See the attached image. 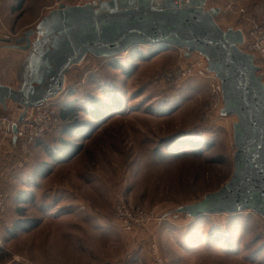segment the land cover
I'll return each instance as SVG.
<instances>
[{"label":"rangeland","instance_id":"obj_1","mask_svg":"<svg viewBox=\"0 0 264 264\" xmlns=\"http://www.w3.org/2000/svg\"><path fill=\"white\" fill-rule=\"evenodd\" d=\"M19 1L22 23L63 3H77ZM181 1L138 0L137 12L109 5V14H141L145 9L173 14L194 8L195 2L202 5L201 16L211 14L206 0ZM85 2L88 11L92 4L100 5ZM214 3L221 7L217 13L224 12L227 24L243 35L249 28L247 16L264 21V0ZM4 44L19 46L16 41ZM238 46L242 50L243 44ZM183 49L136 45L69 70L66 91L53 102L60 111L75 112L77 123L71 124L80 127L60 124L56 135L68 146L53 147L52 153L64 150L63 158L50 159L38 142L27 165L17 166L27 174L3 180L8 204L0 215V264H138L125 263L131 256L150 263L152 244L163 264H264V216L257 211L190 220V208L218 192L234 173L233 125L238 118L223 111L205 116L207 79L190 77L179 87L163 79L178 64L199 59L196 54L184 58ZM56 68L55 62L53 73ZM7 77L12 80V73ZM10 86L8 90L35 99L42 85L33 76ZM7 101L22 112L19 104ZM176 152L181 155L173 156ZM37 169L43 175L32 179ZM117 202L131 211L156 210L157 219L146 228L123 232L112 218Z\"/></svg>","mask_w":264,"mask_h":264},{"label":"water","instance_id":"obj_2","mask_svg":"<svg viewBox=\"0 0 264 264\" xmlns=\"http://www.w3.org/2000/svg\"><path fill=\"white\" fill-rule=\"evenodd\" d=\"M96 1H107L110 6L118 2L123 11L139 9L138 0ZM192 5L196 8L177 9L173 14L145 9L141 14L114 13L87 20V40L74 50L58 54L62 59L55 73L41 86L38 97L28 99L19 92L0 88V102L11 99L19 104L23 108L19 115L21 120L27 109L61 94L67 71L91 52L112 58L136 45H172L186 48L187 54L198 53L207 61L206 70L215 73L221 83L223 109L220 112L235 115L238 121L233 125L234 173L218 192L190 208V220L205 214H234L246 210H255L264 216V84L256 74L253 56L238 46L244 42L243 32L231 28L222 30L214 20L216 13L201 16L199 7L202 5L199 2ZM94 6L97 7L95 3Z\"/></svg>","mask_w":264,"mask_h":264},{"label":"crops","instance_id":"obj_3","mask_svg":"<svg viewBox=\"0 0 264 264\" xmlns=\"http://www.w3.org/2000/svg\"><path fill=\"white\" fill-rule=\"evenodd\" d=\"M85 1L86 0H77V3L75 4L63 3L60 8L58 7V9L51 8V11H47L46 13L44 12L39 16L35 14L36 16L32 17L33 19L26 23H22V10H20V6L17 4L20 1L1 0L0 88L7 90L11 89L10 83L12 81L21 83L33 76H36L38 81L40 80L41 85H43L55 73L52 72V67L55 62L57 67V64L62 59L58 56V54L66 52L67 49L74 50L82 42L87 40L86 34L89 33V29H87L85 22L91 18H103L110 15L109 10L111 9L109 8V2L102 1L97 7L92 4V10L88 11L87 2ZM214 1L215 0H206L207 8L212 15L213 13H217L220 7L215 4ZM127 2L128 0H124V3ZM113 6H117L115 7L116 10L123 11L120 9L118 2H115ZM211 10H213V12ZM214 20L218 22L220 21L219 24L224 26V28L222 27V30L224 31L230 28L234 29V31L239 30V27L235 29L236 26H231V23L227 24L224 12L220 13L219 11L215 14ZM6 34L12 35L15 41L19 42V46L9 47L5 45L4 36ZM88 57L98 59L103 58L104 56L96 55L91 52L86 54L77 65L84 66ZM77 65H73L72 67ZM10 72L13 76L12 80H9L7 77ZM68 81L69 77L68 75H65L64 89L61 94L54 98L63 96L66 91ZM81 82H83V80ZM81 82L77 85H80ZM40 88L41 86L39 89ZM54 98L49 100L53 101ZM7 100L9 99L0 102V174L4 177L10 174V170L14 164L13 156L16 152L13 149V138L7 132L3 118L16 119L23 112V110L22 112H18L16 108H12L11 104L8 105L9 101ZM10 101L11 103H15L11 99ZM7 105L9 106L8 109ZM71 123L72 122H68L64 125L72 126L73 129H77L75 127H80L79 124H75L73 126ZM51 154L52 156H49L47 153L50 159L57 161V159L62 157L65 153L59 150L54 155L53 153ZM134 261H137L135 263L138 264H150L149 259L144 260V258H137L136 256H131L127 261H125V263Z\"/></svg>","mask_w":264,"mask_h":264},{"label":"built area","instance_id":"obj_4","mask_svg":"<svg viewBox=\"0 0 264 264\" xmlns=\"http://www.w3.org/2000/svg\"><path fill=\"white\" fill-rule=\"evenodd\" d=\"M246 19L249 28L245 31L242 51L254 56L260 76L264 81V21L257 20L252 16H247ZM4 41L13 44L15 39L12 36L5 35ZM183 53L188 56L187 58L196 54L199 59L187 65L178 64L174 69L167 72L163 79L169 83L173 82L175 85H179L180 82L190 77L207 79L210 100L206 106L205 116L219 114L223 106V95L219 79L215 73L206 70L207 61L202 55L195 52L187 54L184 49ZM3 121L10 136L13 139L15 137L18 141L20 160L17 166L22 167L30 161L32 146L57 126L60 123V118L54 102L47 100L39 106L28 109L21 120L18 117L16 119L3 118ZM2 177L3 175L0 174V213L3 214L7 209L8 196L3 188ZM156 213V210L148 212L131 211L128 210L126 204L118 202L114 205L112 218L117 229L123 232H131L136 228H146L154 222L157 219ZM150 250V264H163L155 244L150 246Z\"/></svg>","mask_w":264,"mask_h":264},{"label":"trees","instance_id":"obj_5","mask_svg":"<svg viewBox=\"0 0 264 264\" xmlns=\"http://www.w3.org/2000/svg\"><path fill=\"white\" fill-rule=\"evenodd\" d=\"M216 24L218 25V22L216 21ZM219 26V25H218ZM220 27V26H219ZM221 28V27H220ZM222 29V28H221ZM193 53V52H192ZM103 58H106V57H103ZM187 58V57H185ZM90 59V57H88V59L86 60V62ZM98 60V59H97ZM112 65V64H111ZM117 64H114L113 63V66L116 67ZM83 67V65H81ZM257 67V71H256V74L258 76H260V71H259V68L258 66L256 65ZM71 70V69H70ZM68 73H66V75H68V77H70L71 73L70 71H67ZM86 72L85 70H83L82 74ZM262 79V78H261ZM262 82H264L262 80ZM178 86V85H177ZM179 87V86H178ZM57 110H58V113H59V118H60V123L55 126L49 133H47L44 138L40 141H37L35 144H37L39 142V144H42L44 147H45V150H46V153H48L49 156H52V150H53V147H56L58 145H62L64 147V149H66V146H68V143H63L64 141L63 140H59L58 136L59 135H56L57 131H59V127H60V124H65V123H68V122H72V123H77V114L73 111H70L69 109H66V110H61L60 111V108H58L56 106ZM14 142V141H13ZM66 145V146H65ZM13 149L15 150V155L13 156V160H14V164H13V167L15 170H13V167L11 168L10 170V174H13V175H16V176H22V173H25L27 174V172H23V170L25 169H22V170H19L17 168V163L18 161L20 160V154H19V144H18V141H15L14 144H13ZM59 151V150H57ZM56 151V153H57ZM62 152H64V150H61ZM54 155V154H53ZM181 155L180 152H176L173 154V156H179ZM67 160H61V161H58L60 163H63V162H66ZM16 167V168H15ZM36 171V170H35ZM32 179L34 178H37V177H40L43 175V172L41 173H38V169L36 171V174H35V177H34V174L32 173ZM25 176H28V175H25ZM5 180V177L3 176L2 177V181ZM4 188V186H3ZM4 191L7 193V189L5 188ZM8 195V194H7ZM118 203V202H117ZM2 213H0L1 215Z\"/></svg>","mask_w":264,"mask_h":264},{"label":"bare ground","instance_id":"obj_6","mask_svg":"<svg viewBox=\"0 0 264 264\" xmlns=\"http://www.w3.org/2000/svg\"><path fill=\"white\" fill-rule=\"evenodd\" d=\"M221 244V243H220Z\"/></svg>","mask_w":264,"mask_h":264}]
</instances>
